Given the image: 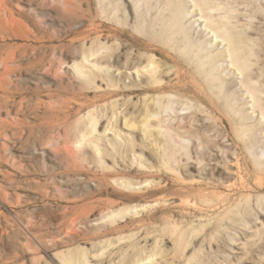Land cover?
Returning <instances> with one entry per match:
<instances>
[{
	"label": "rangeland",
	"instance_id": "obj_1",
	"mask_svg": "<svg viewBox=\"0 0 264 264\" xmlns=\"http://www.w3.org/2000/svg\"><path fill=\"white\" fill-rule=\"evenodd\" d=\"M0 264H264V0H0Z\"/></svg>",
	"mask_w": 264,
	"mask_h": 264
},
{
	"label": "bare ground",
	"instance_id": "obj_2",
	"mask_svg": "<svg viewBox=\"0 0 264 264\" xmlns=\"http://www.w3.org/2000/svg\"><path fill=\"white\" fill-rule=\"evenodd\" d=\"M6 12V11H5ZM10 12V11H9ZM6 14V13H5ZM11 15V14H10ZM10 17V16H9ZM12 19V18H11ZM15 23V22H14ZM233 45V44H232Z\"/></svg>",
	"mask_w": 264,
	"mask_h": 264
}]
</instances>
